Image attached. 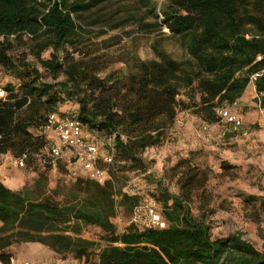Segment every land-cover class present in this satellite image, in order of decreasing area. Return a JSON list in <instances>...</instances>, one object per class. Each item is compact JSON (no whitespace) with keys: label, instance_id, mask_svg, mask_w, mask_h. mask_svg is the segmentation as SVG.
<instances>
[{"label":"trees","instance_id":"obj_1","mask_svg":"<svg viewBox=\"0 0 264 264\" xmlns=\"http://www.w3.org/2000/svg\"><path fill=\"white\" fill-rule=\"evenodd\" d=\"M111 1L0 0V66L18 80L2 84L10 100L0 101V153L19 156L40 146L35 129L53 112L75 116L103 140L116 133L112 179L104 185L78 178L49 190L45 173L21 191L0 183V260L11 263L6 249L14 244L39 243L88 263L98 244L82 235L93 226L110 244L94 264H264V249L243 233L215 238L207 218L193 212L194 190L208 176L186 157L151 184L166 228L152 226L147 215L142 227L129 224L122 233L113 222L118 207L132 213L146 202L125 189L132 176L148 171L145 151L164 144L179 110L192 108L202 124L216 122L215 108L242 97L250 74L264 67V57L257 60L264 55V0H163L159 9L160 0H137L135 9L146 10L138 18L135 12L119 21L117 14H94ZM131 20L161 34L152 43L154 58L143 59L136 45L109 34ZM25 34L31 53L63 80L42 81L37 67L8 55L11 39ZM168 37L177 39L186 58L164 48ZM256 88L264 91V76ZM183 94L187 100L179 98ZM67 102L78 110L64 111ZM166 179H176V192ZM250 200L264 210V197Z\"/></svg>","mask_w":264,"mask_h":264},{"label":"rangeland","instance_id":"obj_2","mask_svg":"<svg viewBox=\"0 0 264 264\" xmlns=\"http://www.w3.org/2000/svg\"><path fill=\"white\" fill-rule=\"evenodd\" d=\"M162 1L160 0L158 9ZM136 5L137 0H113L103 5L94 14L100 12L117 14V21H119L135 12L138 18L143 13L145 14L146 10L135 9ZM85 16L88 18L93 17L92 14ZM147 19L154 21L153 17ZM163 31L169 33L167 28H163ZM109 34L120 35L124 46L128 44L136 45L138 53L143 59L155 57L152 43L161 35L159 32H150L144 29L133 20L118 29L110 30ZM31 46L32 39L25 34L21 38L11 39L10 46H7V53L13 57L23 58L37 67L42 73V81L56 83L63 80L65 77L62 74L55 76L53 72L42 65L31 53ZM163 46L175 58L184 59L187 57L185 49L176 38H166ZM49 56L50 51L43 53V57ZM123 65V63H119L117 67ZM10 81L17 82L18 80L0 66V84ZM251 88L247 87L249 91ZM179 98L187 100L185 94L179 96ZM61 108L68 113H74L78 110V105L75 102H67L61 105ZM243 111L248 121L246 126L250 129L249 136L227 140L219 138L217 135L197 137L195 132L202 124L201 118L193 112L192 108L180 109L174 125L165 134L164 144L150 147L145 151L143 157L148 166V171L143 175L132 176L125 190L140 194L142 202L149 201L153 199L151 193L154 187L151 184L165 176L180 158H189L192 166L205 172L208 176L206 184L194 190L192 207L194 213L204 215L207 218L213 237H226L231 233L240 232L243 233L245 240L252 243L257 249L263 250L264 210L261 209L259 201H252L250 197H264V146L259 141V131L255 130L254 127L252 128V124L256 121V118L252 115L256 114L259 117L260 124H263L264 119L256 104H252ZM10 169L11 165L6 162L0 168V172L7 173ZM30 169L23 171L27 175H32V170L35 171L36 169L32 167ZM47 176L50 189H54L58 184H72L65 167L48 172ZM175 180L166 179V185L170 192L177 191ZM29 182L31 181H27L28 184H30ZM153 200L160 207V204L155 199ZM131 216L132 213L126 209L117 208L113 222L119 233H122L125 227L131 224ZM103 235L102 230L97 227L90 226L84 230L82 237L98 244L97 250L88 263L86 259H78L71 254H56L44 245L35 247L32 244H14L6 251L12 253L15 262L94 264L98 261L99 252L110 245L101 239ZM115 245L119 246L120 244Z\"/></svg>","mask_w":264,"mask_h":264},{"label":"built area","instance_id":"obj_3","mask_svg":"<svg viewBox=\"0 0 264 264\" xmlns=\"http://www.w3.org/2000/svg\"><path fill=\"white\" fill-rule=\"evenodd\" d=\"M263 57L264 55H258L257 60H262ZM263 76L264 67L251 73L248 87L253 88L256 105L264 119V107L262 106L264 91H258L256 88L257 81ZM8 100H10V91L0 84V101ZM240 101L241 98H238L233 103L218 105L215 108L217 121L201 124L195 135L201 138L213 135H217L219 138L236 135L249 136L250 129L239 114ZM261 127L264 135V122ZM35 133L43 139V143L38 147L29 146L19 156L12 153H0V168L8 162L17 168L24 169L31 164L33 169L44 171L57 170L61 164H66L72 166V169L69 170V175L72 178L93 180L101 185L112 179L116 133L103 140L97 132L88 129L75 116H60L55 112L48 115L46 122L37 127ZM123 137L125 138V136ZM262 144L264 145V136ZM75 165H78L79 169ZM145 215L150 218L152 226L159 229L166 228L167 223L153 199L135 206L130 223L142 227ZM0 264L5 263L0 260ZM10 264L31 263L12 260Z\"/></svg>","mask_w":264,"mask_h":264},{"label":"crops","instance_id":"obj_4","mask_svg":"<svg viewBox=\"0 0 264 264\" xmlns=\"http://www.w3.org/2000/svg\"><path fill=\"white\" fill-rule=\"evenodd\" d=\"M254 96H255V93H254V91L251 88L250 91L248 89H246V91L244 92L243 96L240 97L241 98V101H240V106H239V114L243 118L245 124H247L248 121H247V118H246V115H245L243 109L252 106V104L253 105L256 104V99H255ZM252 116L254 118H256L255 119L256 121H254V123L252 124V128L254 127L255 130L257 129V131H259L258 132L259 141L262 143L263 136L264 135H263V130H262L261 124L259 123V121L261 122V120L259 119V117L256 114L255 115H252ZM250 128H251V126H250ZM238 137H243V136L236 135V136H233V137L223 138V139L233 140V139H236ZM30 167H31V164H29V166L27 168H24V169L17 168V167H14L13 165H11V169L8 170L7 173L6 172H4V173L3 172H0V183H2L4 186H6L7 188H10V189H12L14 191H21L25 187H28L29 188V187L33 186V184L39 178V176H40L41 173H45L46 176H47V173L48 172L56 171V170H51V169L44 170V171H41V170H35V171H33L32 170V175L25 174L23 170H29ZM61 167H65L67 169V176L71 179L72 184L75 183L78 178H72L69 175V170L72 169V166H67L66 164H61L57 170H60ZM75 167L79 169V166L78 165H75ZM47 179H48V188H49V190H53V189H50V187H49V178H48V176H47ZM27 181H31V182H29L30 184H28ZM61 185H64V184H61ZM69 185H71V184H69ZM0 226H1V223H0ZM21 244H23V243H21ZM24 244H32L35 247H37L38 245H42V244H39V243H24ZM14 259L15 258L13 257L12 260L14 261Z\"/></svg>","mask_w":264,"mask_h":264}]
</instances>
